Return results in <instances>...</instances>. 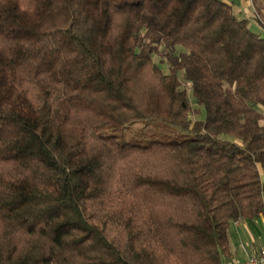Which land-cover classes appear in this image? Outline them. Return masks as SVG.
Here are the masks:
<instances>
[{
    "label": "trees",
    "instance_id": "obj_1",
    "mask_svg": "<svg viewBox=\"0 0 264 264\" xmlns=\"http://www.w3.org/2000/svg\"><path fill=\"white\" fill-rule=\"evenodd\" d=\"M239 13L0 0V264H221L264 212V36ZM142 119L188 135L110 133Z\"/></svg>",
    "mask_w": 264,
    "mask_h": 264
},
{
    "label": "crops",
    "instance_id": "obj_2",
    "mask_svg": "<svg viewBox=\"0 0 264 264\" xmlns=\"http://www.w3.org/2000/svg\"><path fill=\"white\" fill-rule=\"evenodd\" d=\"M241 12L254 10L250 0H224ZM264 13V12H263ZM251 15V16H253ZM250 27L264 36V27L252 23ZM229 244L222 255L221 264H240L249 256L254 255L264 240V212L255 218H248L231 223L228 232Z\"/></svg>",
    "mask_w": 264,
    "mask_h": 264
},
{
    "label": "rangeland",
    "instance_id": "obj_3",
    "mask_svg": "<svg viewBox=\"0 0 264 264\" xmlns=\"http://www.w3.org/2000/svg\"><path fill=\"white\" fill-rule=\"evenodd\" d=\"M234 10L238 11L236 7H234ZM241 13L242 14L239 13L240 17H245L249 19L251 25H253L252 23H257L259 25L258 21L255 20L253 16H251L253 15V13L250 11V9ZM155 60L160 61V58L158 59L157 57ZM160 64L163 71L166 72L167 67H166L165 59ZM181 81L184 87L188 90V93L190 95L189 83L185 81L183 78H181ZM194 108H196L198 111L195 117L191 115V119L194 120V119L204 118L205 116L204 109L202 107L201 108L198 107L197 105H194ZM110 133L117 135L118 140L121 142H127L133 144H146L149 141L155 139H159V140L180 139L188 135L187 132L179 130L178 128L171 126L159 119L137 120L131 124L110 131Z\"/></svg>",
    "mask_w": 264,
    "mask_h": 264
},
{
    "label": "built area",
    "instance_id": "obj_4",
    "mask_svg": "<svg viewBox=\"0 0 264 264\" xmlns=\"http://www.w3.org/2000/svg\"><path fill=\"white\" fill-rule=\"evenodd\" d=\"M240 264H264V240L261 242L257 252Z\"/></svg>",
    "mask_w": 264,
    "mask_h": 264
}]
</instances>
